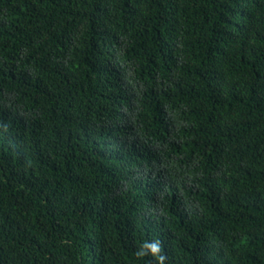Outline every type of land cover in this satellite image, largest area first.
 <instances>
[{
	"label": "trees",
	"instance_id": "obj_1",
	"mask_svg": "<svg viewBox=\"0 0 264 264\" xmlns=\"http://www.w3.org/2000/svg\"><path fill=\"white\" fill-rule=\"evenodd\" d=\"M0 264H264V0H0Z\"/></svg>",
	"mask_w": 264,
	"mask_h": 264
}]
</instances>
